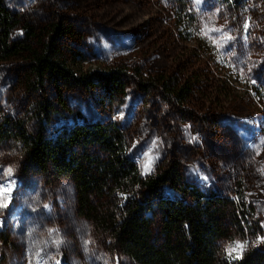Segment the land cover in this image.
<instances>
[{"label": "rangeland", "instance_id": "rangeland-1", "mask_svg": "<svg viewBox=\"0 0 264 264\" xmlns=\"http://www.w3.org/2000/svg\"><path fill=\"white\" fill-rule=\"evenodd\" d=\"M4 4L22 25L44 31V41L51 26L61 27L54 45L76 77L120 69L127 87L117 95L97 81L39 84L26 54L0 62L2 116L30 132L41 126L39 112L51 132L75 121H114L144 177L176 171L181 184L221 196L242 187L260 228L256 244L264 246V0ZM24 38L19 28L14 39ZM159 77L192 90L181 99L166 97L163 85L138 87ZM163 194L177 192L165 186ZM0 199V264H136L78 216L72 182L32 168L15 139L0 138Z\"/></svg>", "mask_w": 264, "mask_h": 264}, {"label": "trees", "instance_id": "trees-1", "mask_svg": "<svg viewBox=\"0 0 264 264\" xmlns=\"http://www.w3.org/2000/svg\"><path fill=\"white\" fill-rule=\"evenodd\" d=\"M19 28L25 38L17 41ZM48 30L44 41V31L37 34L32 25H22L0 0V62L28 54L30 74L39 84L58 79L67 85L92 86L97 81L114 94H125L123 70L109 76L76 77L65 54L54 45L61 27ZM184 82L159 77L140 81L138 87L151 92L163 85L166 97L179 93L184 99L185 92L192 90ZM38 115L41 126L30 132L25 124L13 125L0 112V138L19 142L32 168L70 180L78 216L104 234L117 255L136 264H264V246L256 244L260 228L242 187L236 186L232 196H221L181 184L176 171L144 177L116 122L75 121L51 132L42 113ZM165 186L177 195L166 197ZM241 240L245 250L239 258L235 252L229 256L228 247Z\"/></svg>", "mask_w": 264, "mask_h": 264}, {"label": "snow or ice", "instance_id": "snow-or-ice-1", "mask_svg": "<svg viewBox=\"0 0 264 264\" xmlns=\"http://www.w3.org/2000/svg\"><path fill=\"white\" fill-rule=\"evenodd\" d=\"M245 246H246L245 244H241L240 242H236L234 245H230L227 249L228 255L232 256V254L235 252L237 253L236 258H239Z\"/></svg>", "mask_w": 264, "mask_h": 264}]
</instances>
